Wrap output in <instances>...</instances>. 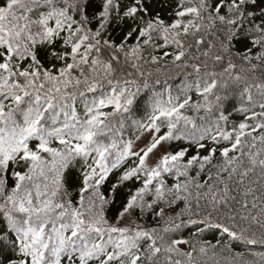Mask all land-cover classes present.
<instances>
[{
	"label": "snow or ice",
	"instance_id": "obj_1",
	"mask_svg": "<svg viewBox=\"0 0 264 264\" xmlns=\"http://www.w3.org/2000/svg\"><path fill=\"white\" fill-rule=\"evenodd\" d=\"M0 264H264V0H0Z\"/></svg>",
	"mask_w": 264,
	"mask_h": 264
}]
</instances>
